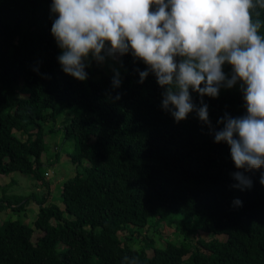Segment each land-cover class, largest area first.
Here are the masks:
<instances>
[{
	"label": "trees",
	"instance_id": "1",
	"mask_svg": "<svg viewBox=\"0 0 264 264\" xmlns=\"http://www.w3.org/2000/svg\"><path fill=\"white\" fill-rule=\"evenodd\" d=\"M50 4L0 0V175L19 171L49 191L37 201L33 226L0 223V264H122L125 255L138 256L141 264H264V167L245 173L253 180L250 189L233 188L237 169L229 146L215 143L195 113L176 123L163 111L162 89L151 74L139 83L135 69L146 66L131 55L121 58L123 68L115 66L122 76L116 90L114 72L101 67L86 69V82L65 74ZM192 95L199 104L198 94ZM204 100L213 126L225 112H246L239 90L221 89L218 98ZM65 114L66 138L76 140L71 163L78 170L85 161L90 166L84 177L64 183L57 203L47 199L51 184L41 172V122L56 123ZM237 198L242 206L234 205ZM25 201L0 197V211L13 204L24 210ZM153 218L184 238L167 239L164 248L153 242L136 248L132 229L148 227ZM205 233L214 238L205 240Z\"/></svg>",
	"mask_w": 264,
	"mask_h": 264
},
{
	"label": "clouds",
	"instance_id": "2",
	"mask_svg": "<svg viewBox=\"0 0 264 264\" xmlns=\"http://www.w3.org/2000/svg\"><path fill=\"white\" fill-rule=\"evenodd\" d=\"M50 12L65 74L86 82L93 63L111 60L123 68L121 58L131 55L146 66L135 69L139 83L151 74L162 89L163 111L176 123L195 113L215 143L229 146L237 169L232 187L253 186L245 173L264 167V0H51ZM112 71L116 90L121 71ZM237 85L245 114L225 112L213 126L204 97L218 98L221 89ZM233 203L242 206L238 198ZM122 264L141 261L125 255Z\"/></svg>",
	"mask_w": 264,
	"mask_h": 264
},
{
	"label": "rangeland",
	"instance_id": "3",
	"mask_svg": "<svg viewBox=\"0 0 264 264\" xmlns=\"http://www.w3.org/2000/svg\"><path fill=\"white\" fill-rule=\"evenodd\" d=\"M118 63H115L109 60L103 66H97L95 63L92 65L94 67H101L107 73H111L112 68L117 66ZM23 85L18 87V96L26 97L22 93ZM239 90V85L229 90ZM70 122V118H67L66 114L62 115L57 119L56 123L47 122V124L41 122V125L44 128V141H45V152L41 156V162L43 167L41 169L42 174H48L45 180L51 184V202H61V192L63 185L66 181L74 179L78 174L85 176L83 173L84 167L90 166L87 161H85L78 170L76 166L71 163L70 153L74 150L76 145L75 139L66 138L65 131L63 129L64 125ZM40 125H36L34 129L39 130ZM54 129V130H53ZM33 132V131H31ZM19 134V132H17ZM48 189L39 181H37L33 176L21 173L19 171H14L10 174L0 175V197L7 196L8 199H14V197L26 199L25 209L18 210L16 204H13L12 207L5 206L2 211H0V223L8 220H20L25 224L33 226L34 221L37 218L39 211L38 200H42L44 196L48 195ZM48 205V202L47 204ZM134 237L136 241L134 246L136 248L146 247L151 242H153L156 248H164L166 246L167 239L173 240L176 239L179 242L184 238L180 232L176 231L173 225L168 226L163 222H159L158 219L153 218L150 220L148 227L146 228H133ZM41 234V233H40ZM39 234L35 235V238ZM205 240H210L214 238L213 234L205 233L202 234ZM213 235V236H212ZM129 232L120 236L122 243L125 242V238L129 237ZM220 240H226V236H218ZM149 256L154 255L153 249L149 248Z\"/></svg>",
	"mask_w": 264,
	"mask_h": 264
},
{
	"label": "built area",
	"instance_id": "4",
	"mask_svg": "<svg viewBox=\"0 0 264 264\" xmlns=\"http://www.w3.org/2000/svg\"><path fill=\"white\" fill-rule=\"evenodd\" d=\"M46 176H48V174H46Z\"/></svg>",
	"mask_w": 264,
	"mask_h": 264
}]
</instances>
